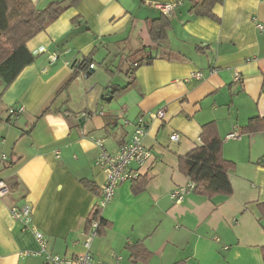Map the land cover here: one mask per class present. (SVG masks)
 I'll use <instances>...</instances> for the list:
<instances>
[{
	"label": "crops",
	"instance_id": "0c3cea01",
	"mask_svg": "<svg viewBox=\"0 0 264 264\" xmlns=\"http://www.w3.org/2000/svg\"><path fill=\"white\" fill-rule=\"evenodd\" d=\"M53 1L32 3L42 10ZM196 1L78 0L26 43L35 59L0 100V179L12 191L0 197V264H45L34 255L33 231L9 214L24 204L49 253H85L87 218L104 181L95 141L116 153L140 117L152 158L130 165L137 180L120 184L99 212L107 227L90 244L92 258L264 264V130L242 131L264 115V0H215L210 16L192 12ZM175 3L169 18L152 7ZM164 19L165 34L156 39L151 29ZM40 46L58 58L50 62ZM101 69L112 80L95 89L91 76ZM19 105L24 112L9 118L7 110ZM161 109L162 119L150 118ZM207 124L223 141L227 176H213L208 194L175 201L173 188L190 181L180 158L201 144ZM232 131L239 139L225 140Z\"/></svg>",
	"mask_w": 264,
	"mask_h": 264
},
{
	"label": "trees",
	"instance_id": "16d2710c",
	"mask_svg": "<svg viewBox=\"0 0 264 264\" xmlns=\"http://www.w3.org/2000/svg\"><path fill=\"white\" fill-rule=\"evenodd\" d=\"M67 1H53L48 3L44 9L37 10L32 0H0V100L22 70L31 65L35 59L27 49L26 43L44 31L62 12L74 6L78 0ZM214 1L197 0L191 10L194 14L210 16L209 7ZM166 23V19L160 20L159 26L151 29L156 39L158 36H164ZM85 64H87L86 61H83L79 67ZM135 66H138V63ZM210 128V124L205 125L201 134V144L180 158V170L189 176L195 186L192 193L196 194H208L206 188L213 176L219 178L227 176L228 162L221 154L223 141ZM261 130H264V115L251 118L242 128L244 132ZM141 181L135 188L136 191L141 190V185L145 182L144 179ZM99 212L100 210L95 206L87 218L85 228L87 231L91 221L98 219L97 236L103 234L107 227V222Z\"/></svg>",
	"mask_w": 264,
	"mask_h": 264
},
{
	"label": "built area",
	"instance_id": "2783aa9c",
	"mask_svg": "<svg viewBox=\"0 0 264 264\" xmlns=\"http://www.w3.org/2000/svg\"><path fill=\"white\" fill-rule=\"evenodd\" d=\"M178 4H153L156 9L164 17L169 18L177 8ZM261 28V26H260ZM55 59V57H51ZM192 77L201 79L202 75L199 72L193 73ZM236 80L237 74L235 76ZM24 106L19 105L7 110V115L11 119H16L24 112ZM164 117V110H159L156 113L150 114V118L162 119ZM147 134L146 123L140 117L137 120L135 130L128 143L121 145L118 151L114 154L107 153L103 148L102 140H96L95 143L100 149V153L95 161V168H97L103 175L104 181L100 188V196L96 207L102 211L113 200L115 190L117 187L128 181H135L138 178V170L130 169L131 164H135L138 168L143 167L152 158V152L149 148L143 145V139ZM240 134L237 131H232L225 136V140L239 139ZM171 141H177V134H172ZM5 160V157L2 156ZM192 181L186 183L185 186H177L173 188L170 197L175 201H181L185 196L191 194L194 190ZM11 189L0 179V197L11 194ZM11 218L22 225L23 229H30L33 231V237L37 243L39 250L34 255L42 257L45 264H119L120 257L112 255L113 263H106L96 261L90 254V244L97 237V229L99 227L98 219H93L85 231V239L82 243L85 253L78 256H67L52 254L47 251L46 238L42 233L33 229L31 220V207L28 204L23 206H12L9 210ZM101 215V213H100ZM28 255L29 253H22Z\"/></svg>",
	"mask_w": 264,
	"mask_h": 264
},
{
	"label": "rangeland",
	"instance_id": "374dc122",
	"mask_svg": "<svg viewBox=\"0 0 264 264\" xmlns=\"http://www.w3.org/2000/svg\"><path fill=\"white\" fill-rule=\"evenodd\" d=\"M258 27L260 28V26H258ZM37 52L38 53H47V58H48V60L50 62H54L58 58V53L57 52H50V53H48L46 51V49L44 47H42V46H40V47L37 48ZM53 56L55 57L54 60L51 59V57H53ZM113 69L115 71V73H114L115 79L116 80H120L119 72L116 71V69L114 67H113ZM91 77H93V79H95V83H94V85L96 86L95 89H97V88L99 89L100 87H104L106 84H108V82L110 80H112V77L108 73H106L103 69L96 71L95 73L92 74ZM114 82H116V81H113V83Z\"/></svg>",
	"mask_w": 264,
	"mask_h": 264
}]
</instances>
